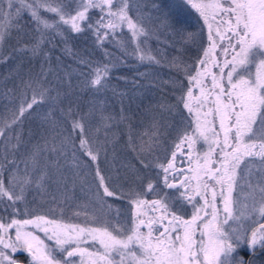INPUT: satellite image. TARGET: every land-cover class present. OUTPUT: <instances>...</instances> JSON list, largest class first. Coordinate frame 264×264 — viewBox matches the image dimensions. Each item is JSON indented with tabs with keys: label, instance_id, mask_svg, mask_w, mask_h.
<instances>
[{
	"label": "snow or ice",
	"instance_id": "1",
	"mask_svg": "<svg viewBox=\"0 0 264 264\" xmlns=\"http://www.w3.org/2000/svg\"><path fill=\"white\" fill-rule=\"evenodd\" d=\"M0 66V264H264V0H0Z\"/></svg>",
	"mask_w": 264,
	"mask_h": 264
},
{
	"label": "rangeland",
	"instance_id": "2",
	"mask_svg": "<svg viewBox=\"0 0 264 264\" xmlns=\"http://www.w3.org/2000/svg\"><path fill=\"white\" fill-rule=\"evenodd\" d=\"M158 3L161 4L162 6H165V10H172V6H174L175 4H177L179 2V0H148L149 5H151V3ZM80 47L81 49H83L85 47V45L83 44V42L80 43ZM0 73H6L7 69H5L3 66H0ZM126 72H128L129 70H124Z\"/></svg>",
	"mask_w": 264,
	"mask_h": 264
},
{
	"label": "trees",
	"instance_id": "3",
	"mask_svg": "<svg viewBox=\"0 0 264 264\" xmlns=\"http://www.w3.org/2000/svg\"><path fill=\"white\" fill-rule=\"evenodd\" d=\"M0 71H1V69H0ZM0 74H3V72H2V73H0Z\"/></svg>",
	"mask_w": 264,
	"mask_h": 264
}]
</instances>
